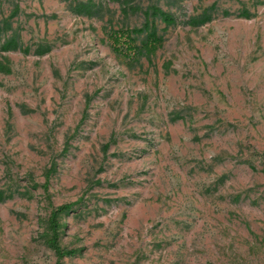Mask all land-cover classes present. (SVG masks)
I'll use <instances>...</instances> for the list:
<instances>
[{"label":"rangeland","instance_id":"obj_1","mask_svg":"<svg viewBox=\"0 0 264 264\" xmlns=\"http://www.w3.org/2000/svg\"><path fill=\"white\" fill-rule=\"evenodd\" d=\"M0 40V264H264V0H0Z\"/></svg>","mask_w":264,"mask_h":264},{"label":"trees","instance_id":"obj_2","mask_svg":"<svg viewBox=\"0 0 264 264\" xmlns=\"http://www.w3.org/2000/svg\"><path fill=\"white\" fill-rule=\"evenodd\" d=\"M209 8L206 9L201 15L197 17L190 18L188 23L190 24H198L204 21H207L210 18ZM146 19L142 27H122L119 29H114L110 31V38L113 42V48L119 55H141L144 52L150 53L154 51L156 48L160 46L163 39L162 36L158 35L157 26L155 24V19H161L166 24H176L177 18L170 13L162 9L160 6L156 4H152L145 11ZM242 15L250 16L251 13L249 10L244 9L242 11ZM144 32V38L141 44L137 43L136 36L137 34ZM124 38L125 45H120V40ZM1 46V40H0ZM4 65L0 62V68H3ZM51 169L47 171V176L51 174ZM46 187L47 184H44ZM81 200H76L72 202L62 203L52 210L48 216V237L46 242L49 247H51L56 256L58 258H62L65 256H70L76 254V250L74 249H65L60 245L59 238L61 229L63 227V223L61 218L66 213L73 211L74 206L78 205Z\"/></svg>","mask_w":264,"mask_h":264}]
</instances>
